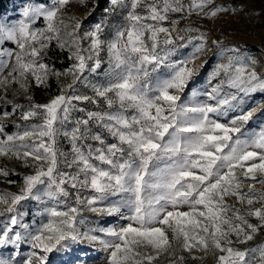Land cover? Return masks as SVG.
Returning <instances> with one entry per match:
<instances>
[{
	"label": "snow or ice",
	"instance_id": "1",
	"mask_svg": "<svg viewBox=\"0 0 264 264\" xmlns=\"http://www.w3.org/2000/svg\"><path fill=\"white\" fill-rule=\"evenodd\" d=\"M68 3L55 0L51 7L30 6L18 21H0V45L9 41L16 46V50L0 47V71L14 58L11 79L0 80L5 91L9 85L18 84L27 92L29 77L37 86L46 84L50 76L72 77V82L61 86L60 93L48 103L31 104L22 112L23 120L38 118L40 123L0 139V157H15L35 169L23 178L19 193H0V205L5 206L0 215L15 213L10 216L11 226L0 233V247L14 245L16 256L24 242L31 249L19 261L15 256H0V264H49L51 255L67 254L73 245L84 241L98 243L108 251L107 264H154L165 254L170 256V264H183L185 258L176 255L173 241L189 253L218 250L217 264H264V242L247 249L232 247L233 236L236 243L244 244L264 228V191L257 192L254 183L247 191L242 190L247 181L264 184V128L250 134L242 130L254 111L242 107L244 97L264 96V73L255 70L256 60L236 48H220L219 55L227 52V60L218 63L211 76L223 79L206 93L215 104L184 100L180 93L196 72L189 65L204 52L206 38L203 34L189 38L180 47L192 44L193 39L199 41L193 44L192 54L173 59L176 41L184 37L172 35L179 21L172 20V27L164 23L171 13L186 10L181 0H130L125 23L110 41L101 39L100 25L82 36L77 34L79 22L72 31L64 32L67 25L60 13ZM211 4L212 0H191L187 11L189 15L204 12ZM141 6L143 11H137ZM223 11L226 9L217 6L204 15L215 17ZM41 18L45 26L34 28ZM53 41L59 48H67L69 59L75 61L64 73L43 62L42 53ZM105 45L113 81L94 87V97L76 95L75 86L82 82L85 72L101 69ZM161 69L170 72L154 77ZM225 87L231 91H224ZM97 98L115 110L92 112L73 103L95 104ZM18 108L22 106L14 105L13 112ZM235 109L240 114L227 124L210 118V114L220 116ZM73 111L85 112L86 118L77 119L63 132L71 145L69 160L56 147V139L71 121ZM9 115L3 112L4 117ZM91 121L117 142L103 146L104 139L95 134L90 138L102 147L93 149L87 143ZM61 157L67 168L75 167L76 171H62ZM0 174L8 175L3 169ZM70 189L76 190L74 206L49 208L47 222L29 232L27 238L13 231L18 215H23L18 213L21 202L65 198L60 203L67 205ZM82 190L94 195L83 198ZM232 197L235 203L229 204L227 200ZM104 201L109 203L103 205ZM255 203L261 206L253 207ZM80 205L92 212L120 213L125 223L118 230L100 229L108 239L94 234V230L82 232L77 227ZM184 207L186 211L181 210ZM249 217L258 223H251ZM142 248H150L152 253H143Z\"/></svg>",
	"mask_w": 264,
	"mask_h": 264
},
{
	"label": "rangeland",
	"instance_id": "2",
	"mask_svg": "<svg viewBox=\"0 0 264 264\" xmlns=\"http://www.w3.org/2000/svg\"><path fill=\"white\" fill-rule=\"evenodd\" d=\"M185 6V11L182 13H171L169 15V21L164 23L165 27H172L171 21H179L176 24V32H173V37L177 35L183 36L184 40H177L175 47L177 52L173 59H181L189 57L193 52V44L199 43V41L193 39L192 44H187V47H180L181 44H186L189 38H195L200 34H203L206 38L205 50L202 54H198L193 64L190 67H195L194 73L188 87L185 88L183 93H180L182 99L192 100L193 102L200 103H212L215 101L209 100L206 93L223 79V77L213 79L211 74L218 63H224L227 60L228 53L224 56L219 55L220 48L229 49L236 48L240 54L248 57H252L256 60L255 70L258 73H264V0H212V4L205 8L204 12H207L209 8L222 7L226 11L218 13L215 17H206L204 12H193L189 15L187 7L190 5L191 0H181ZM55 3V0H12L7 7L0 13V21H6L8 23H14L22 18V13L25 8L30 6H43L51 7ZM130 4V0H69V3L62 9L60 16L67 25L64 32H70L74 28L77 22L81 27L78 30V35H83L87 32H92L96 29L97 25L101 26V39L110 41L114 38L115 33L122 24L125 23V16L128 8L126 5ZM137 11H143V6L137 9ZM43 19H38L33 25L34 28L44 27ZM191 28L194 31L186 32L184 29ZM165 37L161 34L160 39ZM214 42H218L214 43ZM2 48H11L16 50V46L13 42L6 41ZM87 47V43L84 44ZM43 62L48 64L50 68L55 71L64 73L69 69L75 61L69 59V50L67 48L61 49L53 41L45 53H42ZM102 65L101 69L97 72H85L82 77V82L75 86L76 95H86L90 97L95 96L94 87L107 86L114 79V73L112 66L109 64L107 48L105 45L104 50L101 52ZM66 62L69 64L63 70L55 67V64ZM14 63V58L9 63V67L0 71V80L8 77L11 71V65ZM169 69H161V72L154 73L153 76H158L163 73V76L169 74ZM86 77V79H85ZM163 78V77H162ZM72 82L70 75L57 78L50 76L46 84L40 85L44 90H51V94L47 95L41 101L35 99L33 92L37 85L29 77V87L27 92L19 88L18 84H11L7 87L0 85V127L3 128V132L0 133V139H6L7 135H15L18 132H22L26 127L33 124L40 123L38 118L25 121L21 118L22 112L26 111L31 104H46L51 98L60 93L61 86H66ZM49 88V89H48ZM224 91H231L224 88ZM50 92V91H49ZM48 93V92H47ZM195 93V96H193ZM10 102V103H9ZM77 108H84L86 111L92 112H108L114 111L115 107L110 109L106 102L97 98V103L89 102H77L74 101ZM235 103V102H234ZM21 105L22 108H18L13 112L14 105ZM242 107L245 110L254 109L253 117L248 124L242 125V130L245 133L258 132L261 128H264V96L260 94H253L244 97V103ZM9 112L8 117L3 116V112ZM239 109L228 110L224 115L217 116L216 114H210V118L219 119L222 123H228L230 119L236 115H239ZM86 118L85 112L73 111L71 113V121L66 123L61 128V134L57 136L56 147L59 151L64 152L67 158L71 160V145L69 140L63 135V132L70 130L77 119ZM12 125V126H11ZM8 126H11L8 128ZM95 134H100L105 141V145L109 143H116L114 137H112L105 128L98 125L95 121L90 122V134L87 141L91 144L93 149L100 148L102 145L90 137ZM19 143V142H18ZM63 157H61L60 169L62 171L75 172V167L69 169L66 164L63 163ZM0 169L6 170L8 175L0 174V193H19L20 188L23 186V178L26 175L33 174L35 169L25 165V163L16 159L15 157H0ZM11 174H19L22 178L21 182L10 179ZM254 183L255 190L257 192L264 191V184L247 181L242 185V190L247 191L249 184ZM67 187V186H66ZM72 193L67 198V205L61 204L65 198H57L52 200H27L21 202L18 206V223L13 227L14 232H20L22 236L27 238L29 232L34 233L42 223L47 222V210L51 207H58L62 210H66L68 206L75 205L76 190L70 189ZM81 196L88 198L94 195L90 190H82ZM110 199H115L110 198ZM229 204L235 203V198H228ZM109 201H104L103 205H107ZM102 205H97L100 207ZM240 207L239 204H236ZM260 203H255L253 207H260ZM5 206L0 205V211ZM81 211L77 217V227L82 232H89L94 230V234L100 235L104 239L108 237L104 236L100 229L119 227L125 223L124 217L120 213L109 215L106 212H92L88 210L86 205L79 206ZM181 210H187V207ZM15 213H4L0 215V233L6 228L11 226L10 216ZM126 215V213H125ZM251 223H258L255 217L248 218ZM82 221V222H81ZM26 226V227H24ZM169 239L172 240L171 233H169ZM234 243L232 247L239 249L252 248L261 242H264V228L255 234L254 238L244 244L236 243V238L232 237ZM173 248L176 251V255H183V264H217V257L221 253L216 251H209L207 253L194 250L192 253L182 251L179 246L173 241ZM29 243L24 242L20 245L18 251L19 256H16L17 249L14 245H5L0 247V256L4 258H10L15 256L19 261L21 257H26L30 251ZM143 253H152L150 248L140 249ZM108 251L104 250L98 243L89 244L88 241H84L80 244L73 245L71 250L67 254H53L50 257L49 264H107ZM195 257V258H194ZM171 258L169 255H161L160 258L154 262V264H170ZM256 264V262H254Z\"/></svg>",
	"mask_w": 264,
	"mask_h": 264
},
{
	"label": "trees",
	"instance_id": "3",
	"mask_svg": "<svg viewBox=\"0 0 264 264\" xmlns=\"http://www.w3.org/2000/svg\"><path fill=\"white\" fill-rule=\"evenodd\" d=\"M12 0H0V13L7 7V5L11 2ZM69 64H66V62L62 63H57L55 64V67L58 69L63 70L65 67H67ZM49 89V88H48ZM50 91V92H49ZM48 92V93H47ZM35 99L37 101H41L44 99L47 95L51 94V90H44L41 86H37L35 88V91L33 92ZM12 126V125H11ZM11 126H8L10 128ZM10 179L14 181H19L21 182L22 178L20 177L19 174H11Z\"/></svg>",
	"mask_w": 264,
	"mask_h": 264
}]
</instances>
